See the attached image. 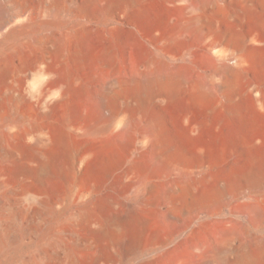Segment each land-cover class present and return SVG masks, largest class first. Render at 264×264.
<instances>
[{"label":"bare ground","instance_id":"obj_1","mask_svg":"<svg viewBox=\"0 0 264 264\" xmlns=\"http://www.w3.org/2000/svg\"><path fill=\"white\" fill-rule=\"evenodd\" d=\"M43 1L0 0L12 12L0 23V163L12 166L0 173V264H264L261 197L204 216L216 198L260 190L264 135L243 137L241 165L216 174L203 151L167 137L160 111L184 98L248 125L249 99L264 118V0H71L73 22ZM88 18L128 30L117 49L101 37L93 49ZM184 120L190 137L203 126ZM117 173L127 198L94 200ZM70 207L73 244L62 239Z\"/></svg>","mask_w":264,"mask_h":264},{"label":"rangeland","instance_id":"obj_2","mask_svg":"<svg viewBox=\"0 0 264 264\" xmlns=\"http://www.w3.org/2000/svg\"><path fill=\"white\" fill-rule=\"evenodd\" d=\"M70 1L71 0H58V3L60 8L67 9L61 13L62 16H65L73 22L79 20L80 17H78L76 11L71 8ZM49 2L48 0H44L43 5L48 7L50 5ZM171 7L173 6H170V8ZM173 8V10L176 11L175 7ZM170 12H172V10ZM11 13L12 12L4 14L0 11V23H5L11 17ZM84 22L93 31L91 41L94 45V50H98L101 47L99 37L103 39L102 43L111 45L117 49L119 36L128 32L125 27L116 22H112L106 27L96 18L84 19ZM53 33L58 35L60 30L56 28L52 34ZM206 41H201L202 43L196 41L195 43L194 51L197 53L196 55H198L197 58L199 57V61L202 60L201 58L206 51ZM229 49H227V53ZM245 68L249 73V77L253 81H258L261 71L250 63L246 64ZM196 71L201 72L208 78H211V75L213 76L210 67L203 62L198 64ZM246 102L248 103L246 111V115L249 119L248 125L242 124L237 118L226 113L223 108H218L215 112L209 114L205 107L189 105L184 98L173 103L165 104L160 108L161 122L165 127L168 138L174 140L180 147L192 153L203 151L209 160L212 171L219 174L232 165H241V150L240 145L237 146V142H240L243 137L249 138L257 134L264 135V118L252 107V105H250L251 101L249 99ZM186 114L190 115L191 120L203 122L202 128L192 137H190L187 132V124L184 120ZM11 167L12 166L8 163H0V173L6 172V174H11ZM260 185L261 188L259 191H254L251 187L240 188L232 192V197L228 196L226 199H214L211 203L210 210L204 213V216L208 217L210 220L226 218L231 212L237 210L242 203L255 200L258 197L264 200V173ZM61 190L63 191L64 187H61ZM127 196L128 190L126 184L122 183L117 173L114 176L112 185L106 187L101 195L94 196V200L107 199L108 197L116 200H123L126 199ZM38 200L39 196L32 194L22 198L21 204L27 210L35 206ZM73 210L74 207L66 209L65 219L62 221V239L70 244L75 242V228L67 219H69ZM106 212V210L102 209L99 214L105 215ZM238 217L243 221H248L250 218L249 213L242 210L238 213ZM184 236V233L179 235L176 241L181 240ZM94 258V254L88 253L82 256L80 261L88 263ZM115 264H122V261L117 259Z\"/></svg>","mask_w":264,"mask_h":264}]
</instances>
